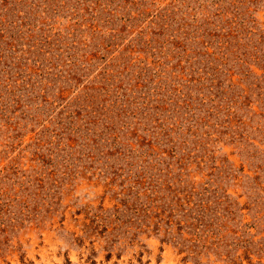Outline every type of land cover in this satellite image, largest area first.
Wrapping results in <instances>:
<instances>
[{"label": "rangeland", "instance_id": "obj_1", "mask_svg": "<svg viewBox=\"0 0 264 264\" xmlns=\"http://www.w3.org/2000/svg\"><path fill=\"white\" fill-rule=\"evenodd\" d=\"M0 264H264V0H0Z\"/></svg>", "mask_w": 264, "mask_h": 264}]
</instances>
